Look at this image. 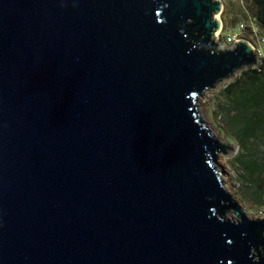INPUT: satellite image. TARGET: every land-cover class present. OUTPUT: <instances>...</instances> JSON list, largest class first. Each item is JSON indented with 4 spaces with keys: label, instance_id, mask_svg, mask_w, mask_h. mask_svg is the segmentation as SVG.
<instances>
[{
    "label": "water",
    "instance_id": "1",
    "mask_svg": "<svg viewBox=\"0 0 264 264\" xmlns=\"http://www.w3.org/2000/svg\"><path fill=\"white\" fill-rule=\"evenodd\" d=\"M221 0H0V264H264L201 111L255 65Z\"/></svg>",
    "mask_w": 264,
    "mask_h": 264
},
{
    "label": "rangeland",
    "instance_id": "2",
    "mask_svg": "<svg viewBox=\"0 0 264 264\" xmlns=\"http://www.w3.org/2000/svg\"><path fill=\"white\" fill-rule=\"evenodd\" d=\"M221 1L223 7L218 16L222 26L219 33L216 34L215 40L220 44L229 46L233 43L232 41L225 42L229 34H233L236 40L245 39L255 49L259 50V52H256V59L260 60L261 55L264 53L261 50L264 47V33L251 17L248 0ZM259 60L258 63H260ZM236 75L219 82L210 89L201 99L200 107L213 129L227 142L233 144L231 155L219 159L227 179L226 187L228 192L238 200V204L242 206L245 213L259 216L264 213V202L261 199H254L252 180L239 161L251 158L261 159L263 157V144L260 141H254L249 138L244 145H241L235 138L230 136L227 113L233 114V112L228 109L229 99L222 92L226 83Z\"/></svg>",
    "mask_w": 264,
    "mask_h": 264
},
{
    "label": "trees",
    "instance_id": "3",
    "mask_svg": "<svg viewBox=\"0 0 264 264\" xmlns=\"http://www.w3.org/2000/svg\"><path fill=\"white\" fill-rule=\"evenodd\" d=\"M251 17L264 33V0H248ZM228 97L229 134L241 145L249 138L264 148V58L256 67H246L223 87ZM253 183V196L264 202V149L261 159L239 161Z\"/></svg>",
    "mask_w": 264,
    "mask_h": 264
},
{
    "label": "built area",
    "instance_id": "4",
    "mask_svg": "<svg viewBox=\"0 0 264 264\" xmlns=\"http://www.w3.org/2000/svg\"><path fill=\"white\" fill-rule=\"evenodd\" d=\"M232 34V33H231ZM236 39H235V37L233 36V34L232 35H228L227 36V38L225 39V42L227 41V42H229V41H232V42H234ZM253 50L255 51V53L256 52H259V50L258 49H255L254 48V46H253ZM262 51H264V47H263V49H261ZM257 54V53H256ZM263 58H264V53L261 55V58H260V60H259V62H261L262 60H263ZM258 60L256 61V63H255V65H253V66H251V67H256V68H258Z\"/></svg>",
    "mask_w": 264,
    "mask_h": 264
},
{
    "label": "bare ground",
    "instance_id": "5",
    "mask_svg": "<svg viewBox=\"0 0 264 264\" xmlns=\"http://www.w3.org/2000/svg\"><path fill=\"white\" fill-rule=\"evenodd\" d=\"M219 30H220V29H219ZM219 30H217V32L215 33V36H216L217 33H219ZM250 44H251V43H250ZM251 46H252V44H251ZM252 48H253V46H252Z\"/></svg>",
    "mask_w": 264,
    "mask_h": 264
}]
</instances>
